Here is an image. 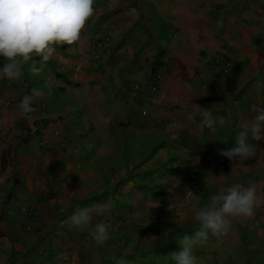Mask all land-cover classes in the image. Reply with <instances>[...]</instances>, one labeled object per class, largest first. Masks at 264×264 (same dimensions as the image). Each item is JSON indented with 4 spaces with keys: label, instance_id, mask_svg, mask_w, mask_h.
Here are the masks:
<instances>
[{
    "label": "crops",
    "instance_id": "1",
    "mask_svg": "<svg viewBox=\"0 0 264 264\" xmlns=\"http://www.w3.org/2000/svg\"><path fill=\"white\" fill-rule=\"evenodd\" d=\"M223 1L96 0L79 42L58 46L39 73L34 56L21 80H0V264H174L213 195L239 184L264 197V140L226 170L218 154L255 115L250 105L264 107V0ZM34 89L43 95L21 118ZM192 103L212 112L215 131L187 118ZM194 172L201 186L188 192ZM95 204L102 215L68 226ZM101 221L109 239L97 245ZM193 253L198 264H264V206Z\"/></svg>",
    "mask_w": 264,
    "mask_h": 264
},
{
    "label": "clouds",
    "instance_id": "2",
    "mask_svg": "<svg viewBox=\"0 0 264 264\" xmlns=\"http://www.w3.org/2000/svg\"><path fill=\"white\" fill-rule=\"evenodd\" d=\"M95 0H0V57L5 63L0 66V80L19 81L24 75L23 67L40 57L41 67L34 64L29 72L39 73L44 64L53 58L58 46L73 45L81 39L87 22L94 20ZM43 95L38 90L25 94L17 105L21 118H31L33 101ZM255 114L251 119H243L238 124L234 145L222 148L219 155L234 161L247 160L257 155V146L250 141L264 140V107L250 105ZM201 118L200 126L215 131L216 118L206 107L191 104L187 118L195 121ZM219 123L225 121L221 117ZM264 206V197L257 194L255 185H233L194 212L193 220L199 227L191 234H184L177 240L179 250L170 254L174 264H198L193 248L207 242L208 235L222 237L231 229L234 219L251 218L258 208ZM103 204L77 209L67 218L69 227L88 225L93 215H102ZM90 235L97 245L109 239L108 225L98 222Z\"/></svg>",
    "mask_w": 264,
    "mask_h": 264
},
{
    "label": "built area",
    "instance_id": "3",
    "mask_svg": "<svg viewBox=\"0 0 264 264\" xmlns=\"http://www.w3.org/2000/svg\"><path fill=\"white\" fill-rule=\"evenodd\" d=\"M221 6L223 8L224 7H229V6H231V2L228 1V0H225V1H223L221 3ZM110 41H111V38L109 36L104 37V38H94V39H92V46L96 50L97 49L100 50V49H103L105 47V45L109 44ZM230 64H231V62L228 61L227 62V68L228 69L230 68ZM162 77H163V71L162 70L157 71L156 74H155L154 82L150 86V88L154 89V90L158 89V87L160 86V81H161ZM136 87L138 89H140V88H143V85L142 84H138ZM56 134L60 135L61 133L59 131H57ZM41 145H42V149L43 150H51L52 149V145H50L47 142L42 141ZM63 146H65V144H63ZM226 148H230V147L228 146ZM219 161H220L222 169L226 170L228 168L229 159L227 157H224V156L220 155ZM201 178H202L201 174H199L197 172H194V173L191 174V177H190V179L187 182V190H188V192H194V190L198 189L201 186V182H202Z\"/></svg>",
    "mask_w": 264,
    "mask_h": 264
},
{
    "label": "trees",
    "instance_id": "4",
    "mask_svg": "<svg viewBox=\"0 0 264 264\" xmlns=\"http://www.w3.org/2000/svg\"><path fill=\"white\" fill-rule=\"evenodd\" d=\"M170 248V246H168V249Z\"/></svg>",
    "mask_w": 264,
    "mask_h": 264
}]
</instances>
